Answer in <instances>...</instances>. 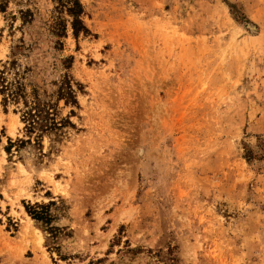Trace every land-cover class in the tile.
Returning a JSON list of instances; mask_svg holds the SVG:
<instances>
[{
	"label": "rangeland",
	"instance_id": "1",
	"mask_svg": "<svg viewBox=\"0 0 264 264\" xmlns=\"http://www.w3.org/2000/svg\"><path fill=\"white\" fill-rule=\"evenodd\" d=\"M78 1L0 0V81L81 86L40 146L0 95V264H264V0Z\"/></svg>",
	"mask_w": 264,
	"mask_h": 264
},
{
	"label": "trees",
	"instance_id": "2",
	"mask_svg": "<svg viewBox=\"0 0 264 264\" xmlns=\"http://www.w3.org/2000/svg\"><path fill=\"white\" fill-rule=\"evenodd\" d=\"M58 8L63 10L70 19V27L72 36L77 39L80 35L86 36L89 31L84 26L81 17L83 15V8L78 0H56ZM65 28H62L63 35ZM1 75L3 73L1 72ZM0 95L1 105L6 109L7 104L19 105L22 103V108L19 111L20 122L23 124V131L28 136L27 141H18L17 147H31L32 145L40 146L43 135L58 131L62 128L72 127L68 120L58 121L57 103L62 101L65 106H77L76 92L80 90L81 86L73 83V80L64 75L56 92L55 103L51 101H42L34 92L27 96L23 85L18 81L8 82L1 77L0 81ZM76 87V89L74 88ZM30 98V99H29ZM34 135L33 140L31 139ZM32 142L34 144H32ZM15 146L9 141L5 152L10 153L12 147ZM37 208V209H36ZM35 209L27 211L29 215L36 221L41 222L47 226L50 225V218L44 208L36 207ZM53 228H50V233H53Z\"/></svg>",
	"mask_w": 264,
	"mask_h": 264
}]
</instances>
